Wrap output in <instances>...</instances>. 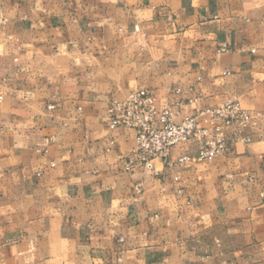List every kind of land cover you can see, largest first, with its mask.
Wrapping results in <instances>:
<instances>
[{
	"label": "crops",
	"instance_id": "crops-1",
	"mask_svg": "<svg viewBox=\"0 0 264 264\" xmlns=\"http://www.w3.org/2000/svg\"><path fill=\"white\" fill-rule=\"evenodd\" d=\"M141 89L238 98L252 140L129 172L108 106ZM262 120L264 0H0V264H264Z\"/></svg>",
	"mask_w": 264,
	"mask_h": 264
},
{
	"label": "built area",
	"instance_id": "built-area-1",
	"mask_svg": "<svg viewBox=\"0 0 264 264\" xmlns=\"http://www.w3.org/2000/svg\"><path fill=\"white\" fill-rule=\"evenodd\" d=\"M108 114L112 130L122 126L136 132L137 148L128 156L129 172L140 169L156 172L157 159L174 167L226 154L231 151L229 143L244 137L254 118L238 98H229L216 108L202 109L176 122L177 112L170 104L160 107L158 98L149 89L111 100ZM203 117L206 123L201 121ZM187 142H196L197 151L172 158L173 148Z\"/></svg>",
	"mask_w": 264,
	"mask_h": 264
},
{
	"label": "rangeland",
	"instance_id": "rangeland-1",
	"mask_svg": "<svg viewBox=\"0 0 264 264\" xmlns=\"http://www.w3.org/2000/svg\"><path fill=\"white\" fill-rule=\"evenodd\" d=\"M261 123L264 124V120H262ZM251 140H252V139H251L250 135H248V134L245 133V131H244V137H241V138H239L238 140H235V141H231V142L229 143V145L231 146V150H233V146H234L238 141H242V142H246V143H248V142H251Z\"/></svg>",
	"mask_w": 264,
	"mask_h": 264
}]
</instances>
